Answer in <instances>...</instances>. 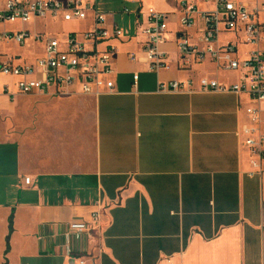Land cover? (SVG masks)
Returning <instances> with one entry per match:
<instances>
[{"label":"crops","instance_id":"1","mask_svg":"<svg viewBox=\"0 0 264 264\" xmlns=\"http://www.w3.org/2000/svg\"><path fill=\"white\" fill-rule=\"evenodd\" d=\"M123 1L130 13L121 22L101 9L106 27L111 31L116 24L124 33L101 47L117 50L112 93L13 97L16 87L5 94L8 84H2L0 264H264V174L248 175L252 166L237 136L247 123L248 98L157 92L161 82H238L236 74L208 61H181L177 37L186 30L190 44L202 48L204 22L196 16V24L184 30L180 3H195L200 12L214 5L138 0L143 18L148 8L170 17L168 42L161 48L168 68L154 73L138 26L141 5ZM239 1L252 10L250 1ZM37 22L64 23L28 24ZM74 25L67 32L86 31L92 20ZM19 30L18 24H0V33ZM234 39L223 34L219 44ZM12 44L0 41V54L28 60L27 45L14 44L25 48L16 53ZM257 47L264 50V43ZM253 48L239 45L243 56ZM19 98L38 103L28 130L16 125L27 114L18 108ZM94 216L98 228L77 237Z\"/></svg>","mask_w":264,"mask_h":264},{"label":"built area","instance_id":"2","mask_svg":"<svg viewBox=\"0 0 264 264\" xmlns=\"http://www.w3.org/2000/svg\"><path fill=\"white\" fill-rule=\"evenodd\" d=\"M136 12L138 26L146 37L145 60L150 72L158 73L168 68L166 54L161 48L168 42L169 14L148 8L143 18L144 6ZM214 8L200 12L197 4L182 1L181 27L185 30L196 24V16L204 22L203 47L189 42L186 30L177 37L181 61L184 66L208 61L217 69L237 75L238 82L224 85L207 77L197 83L161 82L158 93L216 92L246 96L250 106L246 109L247 123L237 136L250 160L249 176L264 174V50L257 46L264 43V0H248L252 10L239 0H202ZM129 14L128 8L124 9ZM106 14L99 11L97 0H3L0 5V24H28L35 20L64 23H82L92 20V27L83 32H66L58 36L33 33L28 29L0 33V41L25 46L28 41L42 45V53L34 60L0 54V74L16 79V94H10L9 85L4 93L15 95H70L98 96L115 89L113 58L117 50L106 46L111 40H120L123 30L116 24L110 31L106 27ZM223 34H233L235 39L219 44ZM252 46L244 56L239 45ZM132 61L136 60L131 55ZM138 75L134 76V84ZM197 85V88H196ZM30 184V179H26ZM93 223L78 230L77 237L85 231L98 228V216Z\"/></svg>","mask_w":264,"mask_h":264},{"label":"rangeland","instance_id":"3","mask_svg":"<svg viewBox=\"0 0 264 264\" xmlns=\"http://www.w3.org/2000/svg\"><path fill=\"white\" fill-rule=\"evenodd\" d=\"M97 7L100 11H105L107 13H111L115 15V20L117 22H121V19L126 20L127 18L123 15L124 14V9L129 7L128 4H126L123 0H97ZM102 9V10H101ZM45 22H50V20H47ZM18 24V28L20 30L26 28V27H19V25H25L29 28V26L35 27L36 30H46L45 32H60V33H66L70 29L74 28V23H58V24H53V23H48L47 26H45L44 22H37L35 25H30V24H21V23H16ZM54 36V35H51ZM27 47L26 50H28L30 56L28 60L32 61L36 59L43 51L42 45L40 43H36L34 41H28L27 42ZM12 51H15L16 53H21L25 51L19 50L16 45L12 44L11 45ZM248 49V48H246ZM245 50V49H244ZM16 83V79L12 77H7L2 74H0V91H2V84L6 85L8 84L10 86L11 91L15 89L14 84ZM70 97H85L84 95H70V96H63V97H58V98H70ZM35 99L33 98H19L17 101L18 108L21 110H24L27 114L20 116L19 119L16 121V125L18 130L21 129H29L30 126L33 123V116L32 113L35 109H37V104L36 101L34 102ZM38 102V101H37Z\"/></svg>","mask_w":264,"mask_h":264},{"label":"trees","instance_id":"4","mask_svg":"<svg viewBox=\"0 0 264 264\" xmlns=\"http://www.w3.org/2000/svg\"><path fill=\"white\" fill-rule=\"evenodd\" d=\"M10 229L12 230V218L10 219Z\"/></svg>","mask_w":264,"mask_h":264}]
</instances>
